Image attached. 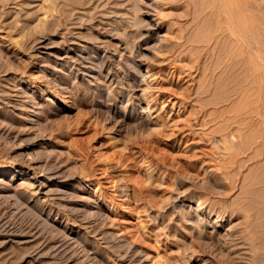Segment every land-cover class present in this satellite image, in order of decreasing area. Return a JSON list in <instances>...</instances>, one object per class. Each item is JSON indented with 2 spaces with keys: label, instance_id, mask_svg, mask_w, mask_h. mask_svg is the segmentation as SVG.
Here are the masks:
<instances>
[{
  "label": "rangeland",
  "instance_id": "obj_1",
  "mask_svg": "<svg viewBox=\"0 0 264 264\" xmlns=\"http://www.w3.org/2000/svg\"><path fill=\"white\" fill-rule=\"evenodd\" d=\"M0 264H264V0H0Z\"/></svg>",
  "mask_w": 264,
  "mask_h": 264
},
{
  "label": "bare ground",
  "instance_id": "obj_2",
  "mask_svg": "<svg viewBox=\"0 0 264 264\" xmlns=\"http://www.w3.org/2000/svg\"><path fill=\"white\" fill-rule=\"evenodd\" d=\"M156 80V78H155V76H153L151 79H150V81L151 82H153V81H155ZM158 81V80H157ZM154 84H157V83H154ZM159 89V88H158ZM12 170V169H14V168H12L11 166L9 167V170Z\"/></svg>",
  "mask_w": 264,
  "mask_h": 264
}]
</instances>
